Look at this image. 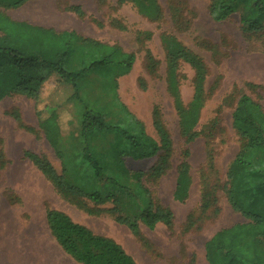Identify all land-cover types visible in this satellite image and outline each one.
Instances as JSON below:
<instances>
[{"label": "rangeland", "instance_id": "obj_1", "mask_svg": "<svg viewBox=\"0 0 264 264\" xmlns=\"http://www.w3.org/2000/svg\"><path fill=\"white\" fill-rule=\"evenodd\" d=\"M156 2L161 11L159 22L147 20L129 3L119 5L117 0H29L18 9L5 10L4 14L14 21H25L56 32H74L84 40L95 41L98 49L99 44L109 46L102 49L108 53L109 61H103L98 51L89 53L88 57L96 62V67L83 73L76 81L75 88L71 87L73 93L75 90L77 92L71 101L78 110L88 109L89 117L97 116L106 126H118L120 130L135 134L138 126L142 125L144 133L159 142L152 126V114L156 112L171 142L169 167L165 175L152 180L146 174L157 163L159 154L142 161H133L125 156L122 163L129 175L120 174L116 164H112L104 174L105 178L117 179V185L107 181L70 184L85 192L98 191L102 195L115 197L119 202L120 215L128 219H137L148 199L153 206L160 205L172 212V228L168 230L158 224L149 231L140 224L144 239L139 240L130 236L124 226L115 224L109 218H94L69 205L45 188L43 183H37L38 193L35 194L29 189L35 183L21 182L20 178H33L40 174L23 158L17 160V155H20L18 151L16 156H8L10 162L5 169L0 168V223L5 220V213L10 211V222L15 225L21 224L24 228L30 218L36 220L34 225L42 224V220L39 221L41 207L29 215L23 213L24 210L30 212L27 206L11 210L7 206L4 193L7 189L16 188L23 198H47L49 207L65 211L95 233L114 238L137 264H188L191 256L196 257V264H206L204 243L207 239L221 229L245 222L227 203L223 185L227 168L241 146L239 136L232 127V113L238 98L247 95L259 103L264 111V32L262 35L244 37L240 33L238 15L224 22H214L208 14L209 0ZM72 7H77L81 14H75ZM33 12L35 15H31ZM163 34L174 37L206 68L205 102L196 126L198 137L189 146H185L180 136L178 118L167 91L165 51L160 42ZM69 46L72 50V44ZM116 48L120 55L132 56L126 73H123L125 64L117 65L122 58L119 54L117 56ZM74 50V57L66 67L69 71L78 69L88 53V47L78 42L74 43ZM178 74L179 96L183 105H187L193 96L194 71L187 64L180 63ZM60 85L56 87L57 91H53L49 104L61 107V123L65 133L73 129L71 115L78 114L74 108L69 113L58 104L68 92ZM73 126V135L70 136L74 138L79 127L75 122ZM37 134L41 139L38 142L39 153L47 151L58 174H91L88 167L77 170L71 166L84 146L81 142L76 140L67 146L65 143L70 159L65 156L58 159L42 138L39 128ZM0 138L9 149L12 148L11 138L28 149L32 142V138L17 131L13 122L1 112ZM111 140V134L105 137L98 135L89 143L91 147L107 152ZM186 149L189 152L190 193L183 203H178L173 199L176 169ZM61 161L70 166L62 169ZM135 172L145 174L140 185L130 176ZM205 192H211L215 197L219 208L216 217L213 214L214 206L206 212L201 211V198ZM107 206L112 208L109 202ZM188 216L193 221L189 231L184 226ZM58 254L61 264H74L60 251Z\"/></svg>", "mask_w": 264, "mask_h": 264}, {"label": "trees", "instance_id": "obj_2", "mask_svg": "<svg viewBox=\"0 0 264 264\" xmlns=\"http://www.w3.org/2000/svg\"><path fill=\"white\" fill-rule=\"evenodd\" d=\"M28 1L0 0V101L12 96H23L32 100L38 127L47 143L58 159L64 156L67 158L69 153L67 152L66 156L58 146L64 131L61 123L62 109L49 105L47 99L62 83L75 88L76 81L83 73L96 67V62L90 61L89 53L98 51L103 61H109L108 53L102 50L108 49L109 46L98 43V49L95 41L84 40L74 32H56L49 28L14 21L4 14L5 10L18 9ZM117 3H129L147 20L159 22L161 19L156 0H117ZM72 11L77 15L81 14L77 7H72ZM208 14L217 23L238 15L240 33L244 37L262 35L264 32V0H209ZM75 42L86 45L88 53L78 69L69 71L66 67L72 60L71 57H74ZM160 42L165 51L167 91L178 118L180 136L184 139L185 146H189L198 137L196 126L205 102L206 68L196 55L185 49L174 37L163 34L160 36ZM69 44H72V50ZM118 51L117 49V56L120 53ZM120 56L122 59L117 61V65L125 64L126 70L123 73H126L130 68L132 56ZM180 63L187 64L194 71L193 96L187 105H183L179 96ZM76 93L75 90L74 94ZM89 114L90 111L84 109L81 115L80 136L76 140L84 146L80 149L79 157L73 162L75 166H71L77 170L88 167L91 174L73 175L83 174L89 183L107 181L117 185V179L104 177L112 164H116L120 174L129 175L123 166V157L142 161L158 154L157 163L149 169L146 176L157 180L166 174L171 142L156 112L152 114V126L159 142L148 137L142 125L138 126L135 134H131L124 129L120 130L118 126H106L97 116L89 117ZM14 119L20 123L17 115H14ZM232 127L239 136L241 146L227 168L223 189L232 211L240 214L247 223L214 234L204 244L205 259L207 264H264V111L260 104L247 95H241L232 113ZM107 134L112 136L107 152L90 146L89 142L93 137H105ZM23 155L51 182L57 195L65 202L91 216H110L117 224L125 226L136 239H144L140 224L149 231L154 230L158 224L168 230L172 228L173 214L166 207L153 206L147 199L146 206L140 211L138 218L128 219L120 215L119 202L115 197L102 195L98 191H82L70 184L74 182H66L63 179L65 175L57 174L45 157L30 152H24ZM188 157L189 152L186 149L176 169L173 199L178 203H183L188 198L191 186ZM80 161L84 166L77 165ZM61 162L62 169L70 166ZM144 175L142 172H135L130 176L140 185ZM108 202L112 204V208L107 206ZM212 207L214 217L218 216L219 208L215 197L211 192L203 193L201 211L206 212ZM45 214L51 235L61 250L76 263L137 264L113 240L93 234L89 229L72 222L63 213L46 208ZM184 226L187 231L193 227L191 216L186 218ZM188 264H195L194 256H191Z\"/></svg>", "mask_w": 264, "mask_h": 264}, {"label": "crops", "instance_id": "obj_3", "mask_svg": "<svg viewBox=\"0 0 264 264\" xmlns=\"http://www.w3.org/2000/svg\"><path fill=\"white\" fill-rule=\"evenodd\" d=\"M19 22H25V21H19ZM33 26H38V25H33ZM38 27H42V26H38ZM42 28H44V27H42ZM60 87L62 89L65 88L68 92L65 91L66 94L60 100V102L58 104L62 105L64 109H67V111L69 113H72L71 110H73V108H74L78 114V115H74V116L71 115L73 121L76 123V126L79 127L78 133H76L74 135V138L70 136L71 134L73 135L72 130L75 128V126H73L74 125V122H73L71 124L73 129L68 130L65 133H62V135L60 136V139H59L58 146L61 149L60 151H64L65 155L67 156L68 155L67 150H66L67 144H70V142L74 143L76 141V138L79 139L80 130H81L80 119H81V115L83 114L84 110L83 111L78 110L75 107L74 103H72L71 100L73 98V95H75V94L71 90L72 86L70 84L62 83L60 85ZM55 91H57V90H55ZM53 94H54V92L47 99L48 103H49L50 97L52 98ZM0 112L2 113V115L4 117L10 119L13 122L14 127L17 131H19V132L29 136L30 138H32V142H33V143L31 142L29 149H28L27 147H25V148L21 147V144L19 141H16L14 138H11L12 148L9 149L8 146L5 145L6 142L4 143L3 140L2 141L0 140V142H1V145H0V168L5 169L10 162L8 160L9 159L8 156L9 157H10V155L16 156L17 151H18L20 155H17V160H19V157H20V159L23 158L24 160H26L30 164V166L36 172H39L38 169L23 155L24 152H30L32 154L41 155V156L45 157V159L50 163V165L53 167V169L57 173V169L54 165V162L48 156L47 151L43 150V152L41 151V153H39V151H38V142L41 139H39V135L37 134V129L39 127H38V121H37V117H36V113H35L34 102L32 100L26 98V97H23V96L6 97L0 101ZM14 115H17L19 117L20 123H17L15 121ZM34 126L36 127V129L34 128ZM41 136L45 140L47 146L52 150L50 145L47 143L43 132H42ZM65 143H66V146H65ZM68 156H67V158L70 159ZM72 165L75 166V163H73ZM77 165L78 166H84V163L80 161V162H77ZM39 174L40 175L33 176V178H30L27 176L25 178V177L21 176V178H20L21 182H34L35 185L33 187H29V189L34 191L35 194L38 193L37 183L40 182V183L45 184V188H49L51 193H55L57 195V193L55 192L54 187L51 184V182L46 177H44L40 172H39ZM26 179H28V180H26ZM63 179L66 182H74V183L87 182L88 181L87 178L83 174H77V175H73V176H63ZM189 193H190V188H189ZM4 194H5L4 195L5 203L10 208V210H11V208H19L21 206L23 208V207L27 206L29 208L30 212L24 210L23 213L32 215L35 213L36 209L41 207L42 216H41V219L39 218V221L42 220V224L36 226L33 224L34 222H36V220L30 218L28 220L26 219L27 222H26L25 227L23 228L21 226V224L15 225V224L10 222L9 217H12V214L10 211L7 214L5 213V215H4L5 220H3L0 223V264H53L56 261L59 262L58 264H61L60 263L61 258L59 257L58 251H60L64 256H66L72 263L78 264L75 261H73L68 255H66L61 250V248L57 244L56 240L51 235V232H50V230L47 226V222H46V214H45L46 208H49L50 210H54V211L63 213L72 222L89 229L93 234L111 239L120 245V243H118L114 238L107 236V235L95 233L92 229H90L85 224L72 219V217L68 213H66L65 211H63L61 209L49 207L47 205V201H46L47 198H42V197H37V196H35L33 199H27L25 197L23 198L20 195L21 192L19 190H17L16 188L7 189ZM188 196H189V194H188ZM58 197L60 199H62L59 195H58ZM102 208H104V207H102ZM91 217H94V218L107 217V218L111 219V221H113L115 224H117L113 220V218H111L110 216H108L106 214H99L98 216H91ZM107 218H105V219H107ZM244 221L245 222L237 223V224H234V225H232L228 228H224V229H229L235 225L247 223V220L244 219ZM117 225H119V224H117ZM119 226H122V225H119ZM124 228L130 234L129 230L125 226H124ZM221 230H223V229H221ZM219 231H217V232H219ZM217 232H215L214 234H216ZM213 235H211V237ZM130 236H132V235L130 234ZM211 237H209V239ZM209 239H207V241ZM194 259H195V264H196V257L195 256H194ZM204 260L207 264V261L205 259V251H204Z\"/></svg>", "mask_w": 264, "mask_h": 264}, {"label": "bare ground", "instance_id": "obj_4", "mask_svg": "<svg viewBox=\"0 0 264 264\" xmlns=\"http://www.w3.org/2000/svg\"><path fill=\"white\" fill-rule=\"evenodd\" d=\"M43 2V1H42ZM39 6V5H38ZM36 7V6H35ZM46 7V6H45ZM48 7V6H47ZM39 8H41V7H39ZM39 8H37V9H39ZM47 10H48V8H47ZM25 11V10H24ZM55 11V10H54ZM39 12V11H38ZM40 13V12H39ZM29 14V13H28ZM31 15H35V12H33V14H31ZM63 15V14H62ZM35 19V18H34ZM56 20V19H55ZM37 22H39V21H37ZM43 23V22H42ZM50 25V24H49ZM88 31V30H87ZM128 79V78H127ZM130 79V78H129ZM132 80V79H131ZM123 86V85H122ZM141 99V98H140ZM138 102V101H137ZM139 104V103H138ZM21 143V142H20Z\"/></svg>", "mask_w": 264, "mask_h": 264}]
</instances>
